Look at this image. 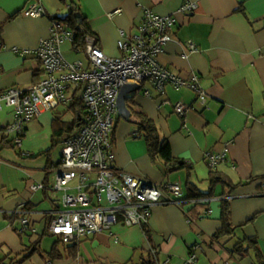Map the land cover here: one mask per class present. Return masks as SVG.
Masks as SVG:
<instances>
[{
    "label": "crops",
    "instance_id": "1",
    "mask_svg": "<svg viewBox=\"0 0 264 264\" xmlns=\"http://www.w3.org/2000/svg\"><path fill=\"white\" fill-rule=\"evenodd\" d=\"M34 1L40 2L45 14L24 16L22 10ZM187 2L196 3L194 10L178 12ZM73 3L109 57L120 55L121 31L130 37L137 34L147 10L174 18L172 40L157 60L181 78L196 74L205 103L194 90L176 89L171 83L163 93L144 83L126 99L131 98V106L155 122L174 157L185 165L164 173L160 161H151L136 126L120 117L115 122L112 162L157 185L180 184L184 199L180 205L154 206L142 227L118 222L110 231L77 244L59 242L48 229L61 199H54L47 186L54 182L50 174L59 160L46 155L53 147L54 116L68 106L42 110L26 124L19 147L0 148V264H138L149 249L157 250L161 264H185L189 248L195 246V264H259L254 249L245 256L232 252L239 239L251 236L257 238L264 264V0H0V90H25L39 81L43 76L39 59L20 56L14 49H35L40 40L48 38L51 19L64 15ZM115 10L119 13L111 15ZM61 53L68 62L87 59L70 42L62 43ZM177 102L190 106L182 117L174 112ZM12 120L11 108L0 110V126ZM38 131L41 134L35 137ZM222 152L224 158L213 164L206 157ZM35 157L45 163L38 168L44 171L41 182L45 188L32 192L30 185L40 179L26 169L23 160ZM210 171H216L228 185L210 186ZM187 182L197 192L207 193L212 187L211 195L186 196ZM75 184V180L69 183L70 192L75 191ZM223 201L229 205L230 222L236 230L229 239L216 242L212 235L221 227ZM18 210L23 213L15 216ZM20 216L28 219L35 232L19 231ZM46 234L54 240L41 239ZM26 254L29 257L18 263Z\"/></svg>",
    "mask_w": 264,
    "mask_h": 264
},
{
    "label": "built area",
    "instance_id": "2",
    "mask_svg": "<svg viewBox=\"0 0 264 264\" xmlns=\"http://www.w3.org/2000/svg\"><path fill=\"white\" fill-rule=\"evenodd\" d=\"M195 7L196 3L187 2L178 12H192ZM21 13L39 17L45 11L40 2L34 1ZM115 13L119 10L111 15ZM173 24L171 15L160 16L147 10L137 26V34L130 37L124 31L120 32V55L117 57L107 56L95 37L88 34L85 51H82L87 59L66 61L61 45L72 42V32L58 19H51L48 38L40 40L35 49H14L20 56L35 55L42 65L43 76L25 90L14 87L0 90V110L9 107L13 114L10 124L0 126V135L7 136L14 146L19 147L27 123L42 110L69 106L76 91L85 107L80 127L62 141L51 186L63 193L61 207L52 214L48 232L61 243H75L90 235L108 232L118 222L142 227L154 206L180 205L184 199L180 184L157 185L118 169L112 162L111 133L119 118L117 97L123 85L142 86L148 82L163 93L164 86L171 83L176 89L187 87L194 90L197 98L205 103L206 95L196 74L189 79L181 78L157 60L165 45L172 40ZM189 107L177 102L173 109L182 117ZM206 157L213 164L224 158V152L207 154ZM73 180L76 181L75 191L70 192L69 183ZM44 188L42 182L30 185L32 192ZM21 211L18 210L15 216ZM17 218L20 232H35L25 216ZM197 247H191L185 264L196 263Z\"/></svg>",
    "mask_w": 264,
    "mask_h": 264
},
{
    "label": "trees",
    "instance_id": "3",
    "mask_svg": "<svg viewBox=\"0 0 264 264\" xmlns=\"http://www.w3.org/2000/svg\"><path fill=\"white\" fill-rule=\"evenodd\" d=\"M52 19H58L68 29L71 30V45L72 49L76 52L85 51V37L88 34L95 37L94 32L86 23V17L81 13L79 6H77L75 3H73L72 5L70 4L67 12L64 15L55 16ZM73 97V102L67 108H64V110L60 112V114L54 116L52 146L56 144H60L62 146L63 139L66 136L75 133L82 123V116L85 112V107L81 101V98L79 97L78 91L73 93ZM126 103L131 111V115L128 120L136 126L137 133L141 135L144 139L146 143L147 152L151 161H160L162 163L161 170L166 174L176 171L181 167H184L185 163L182 160L174 157V155L172 154V150L168 141L160 136L155 122L151 118H149L143 110L139 108L134 109L131 106V98H127ZM69 111L72 112L70 118H66L65 116ZM114 130L115 124L112 127L111 133L112 143ZM56 137H59V139L55 140ZM60 137L62 138L60 139ZM11 146L14 147L11 143V140L8 139L7 136H2V138H0V148ZM48 151H45V153H48ZM217 182H222L223 184L228 185V182L223 179V177L220 176L216 171H210V186L214 185ZM185 189L187 190L186 196L188 197H199L203 195L208 196L211 195L212 192V187H210V190L207 193L197 192L195 187H193L189 182L186 183ZM220 217L221 227L212 235V239H214V241L216 242L222 241V238L229 239L231 236L235 235L236 230V227L233 226L230 222L229 205L227 201H223L221 203ZM143 231L146 235H148L147 229L145 227L143 228ZM44 234L45 232H43L42 235ZM38 243L39 239L37 240V242L35 241L34 244ZM57 243L54 244L52 252H55ZM74 244H77V242L73 243V245ZM190 249L191 248H189V251ZM250 249H254L256 253H258V262H260L259 264H262V260L260 258L261 256L259 254L258 249L257 238L255 236L244 237L242 239H239L234 244L232 252L238 254L239 256H245ZM31 252L32 251H29V254ZM29 254H26L17 262L19 263L24 259L28 258ZM138 264H161L158 259L157 250L149 249L147 252L143 253V255L141 256V261Z\"/></svg>",
    "mask_w": 264,
    "mask_h": 264
},
{
    "label": "rangeland",
    "instance_id": "4",
    "mask_svg": "<svg viewBox=\"0 0 264 264\" xmlns=\"http://www.w3.org/2000/svg\"><path fill=\"white\" fill-rule=\"evenodd\" d=\"M146 84H149L148 82H145ZM150 85V84H149ZM41 134L40 131L37 132V134L35 135V137H38L39 135ZM24 136L22 137V142L24 140ZM62 137H60L61 139ZM37 153V152H36ZM24 155L26 156V153L24 152ZM50 157L53 159V160H59L60 159V155H61V145L60 144H56V145H53L52 149L49 151V154L46 155L47 157ZM46 156H45V159H46ZM24 162V165L25 167H28L26 169H29V171L35 175L37 177V180L39 181H36L35 183H41L42 181V177H44V171L41 170V169H38L39 167H43L45 165V163H43V159L41 157H35V158H32V159H27L25 158L23 160ZM42 164V165H41ZM41 165V166H40ZM52 176V177H51ZM54 173H51L50 174V177H51V183L54 181ZM43 183V182H42ZM54 183V182H53ZM50 184V185H47L48 188H49V191H51L52 193V196L54 199H58L60 200L61 197H62V191L60 190H53L51 188V186L53 185ZM40 191V190H39ZM42 228L40 229V231L38 232V234H41ZM33 237H38L37 234H33ZM41 239H44V240H54V237L53 236H50L49 234H46L45 236H42Z\"/></svg>",
    "mask_w": 264,
    "mask_h": 264
},
{
    "label": "water",
    "instance_id": "5",
    "mask_svg": "<svg viewBox=\"0 0 264 264\" xmlns=\"http://www.w3.org/2000/svg\"><path fill=\"white\" fill-rule=\"evenodd\" d=\"M140 89L139 85L127 83L123 85L117 97V107L119 117L122 119H129L131 111L126 104V97L128 94H133Z\"/></svg>",
    "mask_w": 264,
    "mask_h": 264
}]
</instances>
